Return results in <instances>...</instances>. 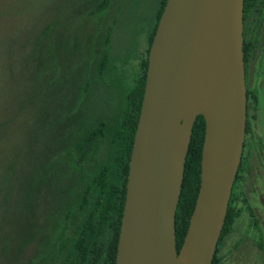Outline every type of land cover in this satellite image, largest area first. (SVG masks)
I'll return each instance as SVG.
<instances>
[{
	"label": "rangeland",
	"instance_id": "1",
	"mask_svg": "<svg viewBox=\"0 0 264 264\" xmlns=\"http://www.w3.org/2000/svg\"><path fill=\"white\" fill-rule=\"evenodd\" d=\"M112 1L99 18L93 11L96 0H0V264H55L48 233L56 221L48 215L59 210L58 198H48L55 181L41 180L42 165L65 144L61 140L67 133L72 140L74 113L81 110L91 122L114 111L146 56L161 0ZM250 4L244 11L243 52L248 130L256 140L250 152L246 149L241 181L236 178L233 186L229 204L238 216L219 245L221 264H264V214L256 200L260 195L264 202L258 143L264 142V0ZM54 22L55 32L36 45V36ZM108 34L110 61L100 75L101 47L93 44L84 56L73 42L78 38L86 44L90 35L96 41ZM54 56L57 67H52ZM29 177L36 194L31 204ZM77 224L71 220L70 234Z\"/></svg>",
	"mask_w": 264,
	"mask_h": 264
},
{
	"label": "water",
	"instance_id": "2",
	"mask_svg": "<svg viewBox=\"0 0 264 264\" xmlns=\"http://www.w3.org/2000/svg\"><path fill=\"white\" fill-rule=\"evenodd\" d=\"M245 0H167L148 55L116 264H212L247 127ZM201 182L180 249L176 211L193 127Z\"/></svg>",
	"mask_w": 264,
	"mask_h": 264
},
{
	"label": "trees",
	"instance_id": "3",
	"mask_svg": "<svg viewBox=\"0 0 264 264\" xmlns=\"http://www.w3.org/2000/svg\"><path fill=\"white\" fill-rule=\"evenodd\" d=\"M166 1H160L155 23L148 35L146 56L141 57L134 81L123 90V96L114 111L106 116H98L91 122L87 120L89 115H82L81 110L74 113L69 119L73 122L72 140L69 142L70 138L67 133L61 140V143L65 144L51 154L46 163L42 165L41 173L39 172L42 175L41 180L53 179L55 181V184L48 190V198L50 196L58 198L59 210L56 212L50 210L48 215L51 220L56 221L48 233V238L55 244L51 257V262L55 264H116L118 238L126 198L128 167L144 96L149 49ZM260 1L245 0L244 11L251 5L250 3ZM112 3V0H96L93 11L97 12L99 18L104 17L111 9ZM57 23H49L41 35L39 33L36 36L35 44L37 45L42 37L50 36L55 32ZM32 30L34 31V28ZM34 34L35 31L32 37ZM76 38L77 35L74 41ZM73 44V47L78 48L84 56H87L88 48L92 50L93 44L101 47L102 55L97 71L101 75L110 61V34L96 41L90 35L86 44L78 41L77 38ZM62 47L67 51V43L63 42ZM35 53L36 49H33L29 53V58H33ZM54 60L55 63L51 66L57 67L55 56ZM204 121L203 115H198L194 121L192 139L186 158L182 192L176 211L175 240H177L178 249L187 233L190 216L200 188L201 158L206 129ZM242 170L243 163L236 175L240 181ZM31 179L29 177L25 180L28 188L26 189L28 204H31L36 197ZM38 179L40 180V175ZM261 214H264V209ZM237 216L235 209L229 204L212 264H221L218 256L219 245L223 237L233 231ZM73 219L77 220L78 224L74 232L70 234L68 225Z\"/></svg>",
	"mask_w": 264,
	"mask_h": 264
},
{
	"label": "flooded vegetation",
	"instance_id": "4",
	"mask_svg": "<svg viewBox=\"0 0 264 264\" xmlns=\"http://www.w3.org/2000/svg\"><path fill=\"white\" fill-rule=\"evenodd\" d=\"M245 53V52H244ZM245 56H246V54H245ZM244 56V58H245V67H247V61H246V57ZM246 83H247V69H246ZM247 88H248V83H247ZM261 88H262V90L260 89V91H262V99L264 100V84L263 85H261ZM247 94H248V90H247ZM259 95H258V106H259ZM248 99V103H249V101H250V99L249 98H247ZM248 103H247V115H248V113H249V106H248ZM249 121V116H247V122ZM246 122V123H247ZM250 133L251 132H249V130H248V123H247V127H246V138H245V143H244V150H243V156H242V158H244L245 157V152H246V149L249 147V149H248V152H250V150H251V146H254L255 147V145H254V141L256 140L255 139V137L253 136V134L252 135H250ZM259 141V140H258ZM259 143V147L261 148V157H260V159L263 161V170H262V172L260 173V177L261 178H263V180H264V148L262 147V146H264V142L263 141H259L258 142ZM254 149V148H253ZM255 150V149H254ZM256 151H259V150H257L256 149ZM242 162V161H241ZM247 167H248V162H247ZM246 168V167H245ZM236 180V179H235ZM263 180H262V182H263ZM257 200V203L260 205V207L261 208H263L264 209V202L262 201V199H261V197H260V195H259V198H257L256 199ZM252 207V206H251ZM254 208V207H253Z\"/></svg>",
	"mask_w": 264,
	"mask_h": 264
}]
</instances>
